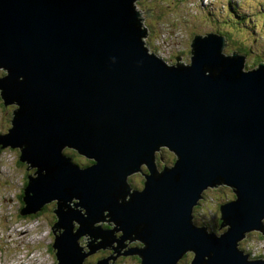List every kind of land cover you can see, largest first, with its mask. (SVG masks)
Masks as SVG:
<instances>
[{
    "label": "water",
    "instance_id": "obj_1",
    "mask_svg": "<svg viewBox=\"0 0 264 264\" xmlns=\"http://www.w3.org/2000/svg\"><path fill=\"white\" fill-rule=\"evenodd\" d=\"M142 23L135 0H0V99L13 110L0 149L34 171L20 214L52 202V264L105 249L115 257L94 264H179L187 253L185 264H264L240 248L264 236V64L244 71V56L208 34L167 65ZM65 149L95 163L80 167ZM163 149L175 160L159 168ZM143 166L135 190L128 178ZM221 186L233 198L219 205L217 234L193 211Z\"/></svg>",
    "mask_w": 264,
    "mask_h": 264
},
{
    "label": "rangeland",
    "instance_id": "obj_2",
    "mask_svg": "<svg viewBox=\"0 0 264 264\" xmlns=\"http://www.w3.org/2000/svg\"><path fill=\"white\" fill-rule=\"evenodd\" d=\"M136 4L148 29V35L144 39L148 51L167 62V65H174L176 57L187 61L193 35L208 34L225 37H222L226 44L223 49L225 55L237 51L245 56L244 71L255 69L260 63L264 64V0H137ZM227 5L231 7L228 8ZM233 6L235 10L231 9ZM242 14L246 16L245 22L241 19ZM12 111L11 104L3 106L0 99V131H6ZM163 150L157 155L161 156L160 160L157 157L156 161L159 168L164 165L170 167L175 160L173 153ZM70 152L73 151L64 150L65 154L71 156ZM18 155V150L8 147L0 149V264H52L55 258L49 251V245L53 242L51 225L54 206L52 203L46 205V212L35 220L20 214L19 197L21 192L23 196L26 167L17 166ZM72 160L75 163L85 162L83 165L79 164L84 167L95 163L76 152H73ZM32 170L29 168L30 172H34ZM131 181L129 177L128 184ZM131 187L133 188L132 184ZM231 198L233 193L228 187H209L208 190L206 188L199 206L193 211V223L206 227L208 231L213 229L217 234L222 233L224 229L218 230L219 205L230 201ZM106 214L107 212L103 216ZM103 219L107 221L108 218ZM105 221L94 225L103 224V228H108V222ZM241 242L246 245L243 249L248 250L246 252L249 261L255 260L254 256L258 252H263L264 255V236L259 231H252L248 239L244 238ZM126 244L128 247H141L139 242ZM124 250L127 248L119 253ZM110 255L109 251H105L103 255L97 252L87 257L84 264H94ZM187 255V260H181L179 264L190 261L192 255ZM109 261H120L118 264H139L136 255H122L115 261Z\"/></svg>",
    "mask_w": 264,
    "mask_h": 264
},
{
    "label": "trees",
    "instance_id": "obj_3",
    "mask_svg": "<svg viewBox=\"0 0 264 264\" xmlns=\"http://www.w3.org/2000/svg\"><path fill=\"white\" fill-rule=\"evenodd\" d=\"M237 18H238V16H236ZM242 18V17H241ZM243 20V19H242ZM245 22V21H244ZM70 153H72V157H73V152H70ZM68 155V154H67ZM70 156V155H69ZM70 156V157H71ZM71 157V158H72ZM83 162V161H82ZM16 164H17V166H19V167H22V166H25L26 168H27V166L24 164V163H21V162H19V160L17 159V161H16ZM84 164V163H83ZM84 167V166H83ZM26 168H25V170H26ZM28 174H29V172L27 171V174H25V176H24V183H23V185H24V187L26 186V182H27V176H28ZM21 200V202H20V211H21V209H22V207H23V202H22V192H21V194H20V197H19ZM51 208V207H50ZM52 209V208H51ZM46 210H47V206H44L43 208H42V210L40 211V212H38V213H36V214H31V215H28V216H25V218H31L32 220H35V219H39V218H41V216L43 215V213H45L46 212ZM20 217V216H19ZM218 225H219V222H218ZM217 225V226H218ZM52 244V243H51ZM49 251H51V245H49ZM100 252H102V251H100ZM104 252V251H103ZM257 255H263V252H258L257 253ZM188 255L186 254V255H184V257L182 258V261H186L187 259H186V257H187ZM258 257H261V256H258ZM189 259H190V256H189ZM117 262V261H116ZM115 262V263H116ZM120 262V261H119ZM118 262V263H119ZM117 263V264H118Z\"/></svg>",
    "mask_w": 264,
    "mask_h": 264
},
{
    "label": "flooded vegetation",
    "instance_id": "obj_4",
    "mask_svg": "<svg viewBox=\"0 0 264 264\" xmlns=\"http://www.w3.org/2000/svg\"><path fill=\"white\" fill-rule=\"evenodd\" d=\"M156 164H158V163H156ZM146 174H147V168H146V166H143L139 172L134 173V174H132L130 176V179L132 180L130 183L132 184L133 189H135V190H141L142 189V187H143V181H144V176ZM104 252L102 251L101 252V255H103ZM117 263L118 262H116L115 264H117Z\"/></svg>",
    "mask_w": 264,
    "mask_h": 264
},
{
    "label": "bare ground",
    "instance_id": "obj_5",
    "mask_svg": "<svg viewBox=\"0 0 264 264\" xmlns=\"http://www.w3.org/2000/svg\"><path fill=\"white\" fill-rule=\"evenodd\" d=\"M136 2H137V0H135V4H136ZM259 3H262V2H259ZM136 7H137V4H136ZM138 10V9H137ZM139 11V10H138ZM249 13H251V6L249 7ZM242 18L241 19H243L244 21H245V19L244 18H246V16L244 15V14H242V16H241ZM141 27L142 28H144V30H145V32H146V36L148 35V29H147V27L144 25V23H142V25H141ZM207 34V33H206ZM146 36H145V38H146ZM244 56V55H243ZM244 58H245V56H244ZM254 69V68H253ZM252 69V70H253ZM248 71H250V70H248ZM71 160H72V158H71ZM73 161V160H72ZM129 185L131 186V184L129 183ZM28 195H31L30 193H28ZM23 197V196H22ZM50 203H52V202H50ZM49 203V204H50ZM48 205V204H47ZM46 206V205H45ZM44 207V206H43ZM42 207V208H43ZM42 210V209H41ZM219 230V229H218ZM220 230H222V229H220ZM221 232V231H220ZM15 233V232H14ZM10 235V234H9ZM251 235V233L250 234H248L247 236H246V238L245 239H248V237ZM20 239V238H19ZM21 240V239H20ZM22 240H23V238H22ZM126 243H128V242H126ZM127 246H128V244H127ZM112 249H105V250H99L98 252H100V251H109V253L111 254V256H113V257H115V255H116V253H113V250L111 251ZM85 251L86 252H89V249H87V248H85ZM122 252V251H121ZM119 254H123V253H119ZM119 257V256H118ZM118 257H116V259L115 260H117L118 259ZM126 257H128V256H126ZM114 260V261H115ZM116 262V261H115ZM115 262H113V264H115ZM22 263V262H21ZM110 264H112L111 262H110Z\"/></svg>",
    "mask_w": 264,
    "mask_h": 264
},
{
    "label": "clouds",
    "instance_id": "obj_6",
    "mask_svg": "<svg viewBox=\"0 0 264 264\" xmlns=\"http://www.w3.org/2000/svg\"><path fill=\"white\" fill-rule=\"evenodd\" d=\"M224 37V36H223ZM225 38V37H224ZM74 152V151H73ZM67 155V154H66ZM69 156V155H68ZM74 162V161H73ZM83 163H85V162H82V163H76L77 165H79V164H81V165H83ZM80 167H83V166H80ZM33 171V170H32ZM33 173V172H32ZM53 214V213H52ZM52 226V225H51ZM53 243V242H52ZM52 245V244H51ZM243 247L245 248L246 247V245H245V243L243 244L242 242H241V244H240V248L241 249H243ZM246 251H248V250H242L241 252H243V254H245V255H247V252ZM51 253H52V255H53V257L55 258V253H54V251H53V249L51 248V251H50ZM186 255V254H185ZM248 256V255H247ZM258 256H261L262 258H260V257H258ZM263 256L264 255H257V254H255V256H254V258H255V260H264V258H263ZM180 262V261H179Z\"/></svg>",
    "mask_w": 264,
    "mask_h": 264
}]
</instances>
